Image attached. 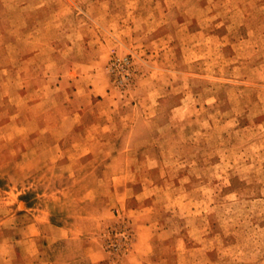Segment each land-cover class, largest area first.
Returning a JSON list of instances; mask_svg holds the SVG:
<instances>
[{"label":"rangeland","instance_id":"rangeland-1","mask_svg":"<svg viewBox=\"0 0 264 264\" xmlns=\"http://www.w3.org/2000/svg\"><path fill=\"white\" fill-rule=\"evenodd\" d=\"M0 264H264V0H0Z\"/></svg>","mask_w":264,"mask_h":264}]
</instances>
